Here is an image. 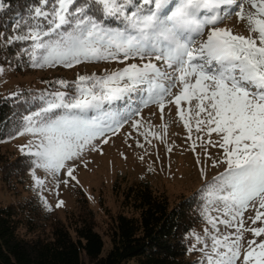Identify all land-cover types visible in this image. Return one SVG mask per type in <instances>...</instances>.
I'll list each match as a JSON object with an SVG mask.
<instances>
[{
    "label": "snow or ice",
    "instance_id": "obj_1",
    "mask_svg": "<svg viewBox=\"0 0 264 264\" xmlns=\"http://www.w3.org/2000/svg\"><path fill=\"white\" fill-rule=\"evenodd\" d=\"M232 15L245 22L248 36L219 26ZM109 19L122 27L109 26ZM14 27L20 31L7 43L30 41L21 51L31 67L73 68L92 61L123 65L104 75H78L71 86L55 81L64 90L40 94L37 110L22 117L10 138L33 137L19 151L31 158L36 187L45 183L37 169L52 176L64 170L76 181L75 162L86 166L83 154L101 151L108 134L129 122L139 131L141 121L133 117L149 105L158 107L161 119L166 105H174L190 139L195 102L196 131L206 126L209 136L220 135L218 143L208 141L223 150L212 167H225L198 193L212 230L206 228L204 236L193 232L196 243L189 251L202 254L200 264H264V226L245 228L244 220L252 208V224L264 221V0H38ZM134 94L135 107H111ZM90 111L96 115L88 117ZM137 146L143 147L139 141ZM201 175L207 176L203 168ZM62 205L59 201L56 207ZM213 211L219 215L213 217ZM218 224L235 231L221 233ZM245 232L261 239L249 240L245 247Z\"/></svg>",
    "mask_w": 264,
    "mask_h": 264
},
{
    "label": "rangeland",
    "instance_id": "obj_2",
    "mask_svg": "<svg viewBox=\"0 0 264 264\" xmlns=\"http://www.w3.org/2000/svg\"><path fill=\"white\" fill-rule=\"evenodd\" d=\"M219 26L232 28L234 33L249 35L245 22L239 21L234 15L226 18ZM121 67L123 65L118 61H92L73 68L56 65L43 68L22 67L23 70H19L3 61L0 62V68L3 69L0 73V98L25 90L47 89V83L56 77L74 81L78 75L92 73L104 75ZM178 91V88L173 89L174 93ZM136 101L137 96L134 94L131 98L115 102L111 107L127 111L128 107L136 106ZM181 106L185 109L189 107L183 101ZM194 106L195 102L192 105L193 112L189 116V126L192 128L190 139L188 129L176 115L174 105H166L163 119L158 107L149 105L142 108L140 117H133L141 121L142 127L139 131L129 122L118 133L108 134L109 142L100 145L101 151H86L83 154L86 166L79 160L75 162L76 181L69 180L64 170L57 176L49 175L40 169L35 170L36 176L45 181L39 188L33 180L32 168L30 171L24 168L27 162L30 163L31 158L19 151V147L27 144L33 137L26 134L2 141V154L9 162L7 171L16 169L21 175L11 174L8 178L4 173L0 175V204L5 207L12 204L20 206L32 199L41 201L44 214H41V218L34 216L33 220L37 226L48 229L58 221L68 224L67 218L92 213L95 216L97 230L104 237L108 250L110 241L107 230L110 228L112 218L123 210V196L128 187L139 182H148L155 191L165 194L171 205L175 206L202 190L206 180H211L224 170L223 164L212 167V161L223 158V150L208 143L209 140L218 143L220 135L213 132L209 136L206 126H202V131H196ZM205 115L201 114V118ZM163 125H167L166 131ZM146 130L158 135H148L145 138L141 133ZM137 141L143 147L137 146ZM197 159L200 163H197ZM202 168L207 173L206 177L201 175ZM64 180L69 182L65 184ZM59 201H63V205L56 207ZM211 215L216 217L219 214L213 211ZM254 216V209L249 208L245 211V228L264 226V221L253 225L249 217ZM206 228L212 230L202 215L199 223L188 235L189 249L196 243L192 233L204 236ZM218 228L221 233L235 231L222 224H218ZM252 239L261 238L253 237L251 232H245L244 246L246 247L247 241ZM199 247L200 245H197V248ZM201 258L202 254L199 251H189L187 260L200 264Z\"/></svg>",
    "mask_w": 264,
    "mask_h": 264
},
{
    "label": "trees",
    "instance_id": "obj_3",
    "mask_svg": "<svg viewBox=\"0 0 264 264\" xmlns=\"http://www.w3.org/2000/svg\"><path fill=\"white\" fill-rule=\"evenodd\" d=\"M37 2L0 0L4 4L0 9V62L6 61L19 70L31 67L29 57L21 51L31 42L8 44L7 38L20 31L14 27L15 21L27 17ZM106 23L122 27L115 19ZM61 79L70 86L76 81L56 77L47 83V89L25 90L0 98V175H21L16 169L7 171L9 162L2 154L1 143L15 135L24 115L37 110L42 103L40 94L64 90L55 84ZM94 115V111L87 113L88 117ZM24 168L30 171L31 163L27 162ZM200 192L172 206L167 196L148 182L128 187L123 210L112 218L107 230L108 250L92 213L67 218L68 224L58 221L48 229L33 220L44 214L41 201L32 199L20 206L0 204V264H197L187 258L188 235L201 220L205 203Z\"/></svg>",
    "mask_w": 264,
    "mask_h": 264
}]
</instances>
